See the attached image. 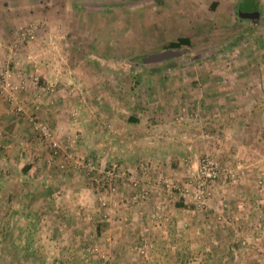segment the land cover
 Wrapping results in <instances>:
<instances>
[{"label": "rangeland", "instance_id": "374dc122", "mask_svg": "<svg viewBox=\"0 0 264 264\" xmlns=\"http://www.w3.org/2000/svg\"><path fill=\"white\" fill-rule=\"evenodd\" d=\"M239 2L0 0L25 133L0 162V264H264V0L256 20Z\"/></svg>", "mask_w": 264, "mask_h": 264}, {"label": "crops", "instance_id": "0c3cea01", "mask_svg": "<svg viewBox=\"0 0 264 264\" xmlns=\"http://www.w3.org/2000/svg\"><path fill=\"white\" fill-rule=\"evenodd\" d=\"M6 108L2 105V101H0V129L4 128L3 132L7 134L5 138L2 140V146L5 148L0 152L1 158L0 162L3 163L2 165L4 168L7 169V172L9 171V165L10 162L16 157L21 155V152H19L17 149L20 148L19 145H17V141L23 136L25 133L21 132L19 128V124L17 122H14L13 120H9L10 118L6 116L5 114ZM137 119V117H136ZM135 119V120H136ZM10 140L11 144H8L7 140ZM10 148V149H9ZM15 169V168H14ZM21 170V174H26L30 172L31 165L26 164L22 168L18 166V170Z\"/></svg>", "mask_w": 264, "mask_h": 264}, {"label": "water", "instance_id": "95a60500", "mask_svg": "<svg viewBox=\"0 0 264 264\" xmlns=\"http://www.w3.org/2000/svg\"><path fill=\"white\" fill-rule=\"evenodd\" d=\"M237 14L239 15V17L249 18L252 20H256L260 16V12L258 10H254L251 12L238 10ZM183 53H184V50L167 49V50H163L158 53H152L147 56H144L142 60L143 62H160V61H164L170 58L181 56Z\"/></svg>", "mask_w": 264, "mask_h": 264}, {"label": "trees", "instance_id": "16d2710c", "mask_svg": "<svg viewBox=\"0 0 264 264\" xmlns=\"http://www.w3.org/2000/svg\"><path fill=\"white\" fill-rule=\"evenodd\" d=\"M258 0H240L238 4V9L242 11H249L251 9L257 8ZM191 40L187 36H180L176 40L170 41L168 43L169 49H180L182 46H189ZM129 121H136L132 116L129 117Z\"/></svg>", "mask_w": 264, "mask_h": 264}, {"label": "built area", "instance_id": "2783aa9c", "mask_svg": "<svg viewBox=\"0 0 264 264\" xmlns=\"http://www.w3.org/2000/svg\"><path fill=\"white\" fill-rule=\"evenodd\" d=\"M32 29H27V30H23L20 32L21 37H16L11 43V48L10 49H16L17 44H18V40L20 38H24L26 36H29L32 33ZM18 38V40H17ZM11 98V97H10ZM17 110H20V107H17ZM35 128L38 130L40 135H44L45 137H50L51 133H50V129L48 128V126L42 122H37ZM204 168L207 167V164L203 165ZM208 168H213V167H208ZM212 173H215V171H212Z\"/></svg>", "mask_w": 264, "mask_h": 264}, {"label": "flooded vegetation", "instance_id": "af4514ba", "mask_svg": "<svg viewBox=\"0 0 264 264\" xmlns=\"http://www.w3.org/2000/svg\"><path fill=\"white\" fill-rule=\"evenodd\" d=\"M254 10H257V9L255 8V9H251V10H249V11L251 12V11H254Z\"/></svg>", "mask_w": 264, "mask_h": 264}]
</instances>
